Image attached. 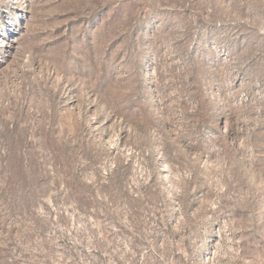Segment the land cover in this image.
I'll list each match as a JSON object with an SVG mask.
<instances>
[{
	"label": "rangeland",
	"instance_id": "1",
	"mask_svg": "<svg viewBox=\"0 0 264 264\" xmlns=\"http://www.w3.org/2000/svg\"><path fill=\"white\" fill-rule=\"evenodd\" d=\"M0 264H264V0H0Z\"/></svg>",
	"mask_w": 264,
	"mask_h": 264
}]
</instances>
